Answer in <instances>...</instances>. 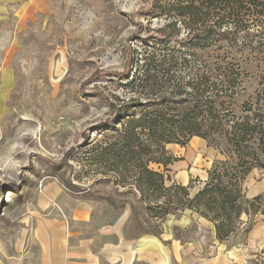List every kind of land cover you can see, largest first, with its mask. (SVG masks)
Returning a JSON list of instances; mask_svg holds the SVG:
<instances>
[{"label": "rangeland", "instance_id": "374dc122", "mask_svg": "<svg viewBox=\"0 0 264 264\" xmlns=\"http://www.w3.org/2000/svg\"><path fill=\"white\" fill-rule=\"evenodd\" d=\"M159 1L168 4L171 0ZM157 3L48 0L44 13L24 22L0 17L1 238L21 236L29 201L24 192L40 189L42 183L55 178L83 198L132 205L131 226L140 234H158L167 228L184 241L212 243L211 230L200 224L206 219L193 212L191 217L187 214L191 211L180 212L175 205L165 206L164 200H155L152 193L142 197L134 182L119 186L118 176L97 172L91 158L107 121L115 119L111 105L118 101L114 97H135L123 85L127 75L138 71L135 64L141 42L161 36L157 31L166 22L154 9ZM202 55L209 59L225 55L240 67L245 77L239 104L254 96L264 68L247 52L223 44ZM4 75L10 77L5 94ZM221 148L226 151L225 145ZM166 157L175 161L166 168L156 164L150 168L164 174L166 189L187 187L194 181L192 198L204 187L211 171L228 161L218 145L210 147L201 138L184 146L167 145ZM241 189L246 208L247 202L264 194V170L254 169ZM251 193L256 196L250 197ZM165 211L170 214L164 216ZM263 220L261 214H242L238 230L226 242L244 245L252 227ZM246 264H264V247Z\"/></svg>", "mask_w": 264, "mask_h": 264}, {"label": "trees", "instance_id": "16d2710c", "mask_svg": "<svg viewBox=\"0 0 264 264\" xmlns=\"http://www.w3.org/2000/svg\"><path fill=\"white\" fill-rule=\"evenodd\" d=\"M154 9L165 18L161 36L141 42L138 73L127 75L123 85L135 97H114L115 119L107 121L91 158L97 172L117 175L119 186L134 182L142 197L152 193L165 206L213 223L224 242L238 230L242 214L264 216V194L245 208L241 189L254 169L264 170V70L254 96L239 104L240 67L225 55L209 59L202 53L225 44L264 68V0H158ZM193 138L218 145L228 161L192 198L194 181L166 189L164 174L150 165L166 168L175 161L166 157V146Z\"/></svg>", "mask_w": 264, "mask_h": 264}, {"label": "crops", "instance_id": "0c3cea01", "mask_svg": "<svg viewBox=\"0 0 264 264\" xmlns=\"http://www.w3.org/2000/svg\"><path fill=\"white\" fill-rule=\"evenodd\" d=\"M47 5L48 0H0V17L24 22ZM4 78L3 94L10 77ZM24 193L29 201L21 236L0 237V264H246L264 247V220L252 227L244 245L220 242L205 220L201 226L214 236L207 244L184 241L167 228L140 234L131 226L132 205L83 198L55 178Z\"/></svg>", "mask_w": 264, "mask_h": 264}]
</instances>
